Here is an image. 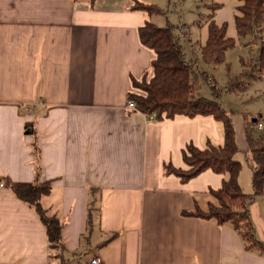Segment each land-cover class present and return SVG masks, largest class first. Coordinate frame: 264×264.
<instances>
[{
	"label": "crops",
	"instance_id": "1",
	"mask_svg": "<svg viewBox=\"0 0 264 264\" xmlns=\"http://www.w3.org/2000/svg\"><path fill=\"white\" fill-rule=\"evenodd\" d=\"M154 1L0 0V264H264V253L248 250L233 226L198 215L217 205L211 190L224 176L209 170L182 182L165 172L187 168L188 145L222 146V125L211 116L158 121L128 108L132 80L152 73L155 58L139 39L150 16L133 6ZM212 3L220 5L215 22L237 40L227 60L237 50L241 64L259 48L253 38L239 40L242 2ZM208 29L188 45L197 54ZM228 82L227 74L223 88ZM251 83L250 95L264 103V76ZM222 97L238 147L248 151L245 121L256 114L229 111ZM260 115L264 121V105ZM243 174L252 188V172L243 168L241 186ZM37 182L52 184L41 203L63 224L61 257L37 211L9 188ZM249 212L264 244V194Z\"/></svg>",
	"mask_w": 264,
	"mask_h": 264
},
{
	"label": "trees",
	"instance_id": "2",
	"mask_svg": "<svg viewBox=\"0 0 264 264\" xmlns=\"http://www.w3.org/2000/svg\"><path fill=\"white\" fill-rule=\"evenodd\" d=\"M94 3L96 0H76ZM242 5L235 16V24L239 40L252 39L259 43V48L247 59H241L243 70L240 74L232 75L227 63V52L237 47V40L227 36V25H218L214 20L215 11L220 8L217 3L205 5L210 14L202 17L198 27L208 24V39L200 47L199 54L204 63L210 66L226 65L229 82L226 91L238 93L245 91L248 84L264 76V0H240ZM136 11L147 13L150 17L165 15L155 4L136 2ZM208 18V19H207ZM183 30V29H182ZM182 30L169 20L165 27L158 26L152 21L146 22L139 29V39L143 46L152 50L155 58L152 62V73L146 74L141 80L133 79V89L139 93L130 92L128 103L135 105V111L142 113L148 119L162 121L174 119L178 116L194 118L197 116H211L223 128L224 144L215 146L208 143L205 149L188 145L183 150V160L186 169L167 165L165 172L174 174L182 182L202 175L206 171L224 176L220 190H211L217 200V205L211 204L205 213H199L205 219H214L219 225L229 224L241 234V238L248 250H258L264 253V244L256 236L255 227L251 221L249 206L256 197L264 194V130L258 136L253 135L255 126L261 120L259 117L245 121V132L248 143L246 165L252 170V192L243 190L240 176L244 163L236 159L243 152L237 144L236 128L232 115L221 103L222 90L212 85L213 99L201 97L200 80L206 78V73L200 71L186 56V46L181 40ZM190 34V32H189ZM9 188L17 199L37 211L47 231L49 248L58 251L56 257L62 256L63 224L56 215L49 214L42 206V199L51 193V182L34 184H10ZM90 223L92 222V208L90 209Z\"/></svg>",
	"mask_w": 264,
	"mask_h": 264
},
{
	"label": "rangeland",
	"instance_id": "3",
	"mask_svg": "<svg viewBox=\"0 0 264 264\" xmlns=\"http://www.w3.org/2000/svg\"><path fill=\"white\" fill-rule=\"evenodd\" d=\"M210 3H212V0H155L153 4L157 5L163 11H165V15L154 16L152 18H150L149 16L148 17L149 20H151L153 23L157 24L158 26L165 27L166 21L169 20L180 30H182V28H187L188 31L191 33L190 39H187V41L185 39L183 41L184 37L182 32L180 31L181 40L184 43V45L187 46L186 49L187 51H189V54L191 56V57L188 56V60L192 61L193 63H196L198 69L206 73L207 79L201 78L200 80L199 94L201 97L210 100L213 99L212 85H217L218 87L222 88V94L223 97L227 100L225 103L229 111H232V109H236L243 114L252 113L253 115L256 114L254 116L261 118L260 114H262L264 103L261 97H259L256 100L255 99L256 97H253L255 95L253 94L252 96L250 95L252 92H254L256 86L255 83L250 82V85L248 86V88L245 90L244 93L240 91V94L238 93L239 94L238 98H234V96H232L233 97L232 98L228 94V91H226V89L223 88V86L226 85L227 74H228V69L226 65H218V67L214 69L213 66L204 63L200 57V54H197V52H194L193 50H191L190 46H188L190 45L191 42L200 39L201 32L199 30L200 27H198V23L201 22V20H203L202 17L205 18L204 15L207 16V14L210 12V10L205 7V5ZM236 51L237 50H232V52H230L229 61L227 60L231 68L230 72L232 71V73H236L235 75L240 74L242 70L240 60L238 57L239 54ZM133 92H136L138 94L139 90L133 89ZM262 119L263 118H261V120ZM254 129L255 132H257L258 126H255ZM245 136L246 134H244V138H245L244 140L246 143ZM236 159L245 163L246 154L244 152H241L236 156ZM245 171L249 173L252 172V170L247 165H245L244 167V173ZM244 177L245 176L243 174L242 187L246 192H251L252 188H250V181H247Z\"/></svg>",
	"mask_w": 264,
	"mask_h": 264
},
{
	"label": "built area",
	"instance_id": "4",
	"mask_svg": "<svg viewBox=\"0 0 264 264\" xmlns=\"http://www.w3.org/2000/svg\"><path fill=\"white\" fill-rule=\"evenodd\" d=\"M128 108H130V109H132V110H134L135 109V105H134V103H128ZM258 129L259 130H264V122L263 121H260L259 123H258ZM1 186H4V184L3 183H1ZM88 264H100V261L97 259V258H95V259H92Z\"/></svg>",
	"mask_w": 264,
	"mask_h": 264
}]
</instances>
